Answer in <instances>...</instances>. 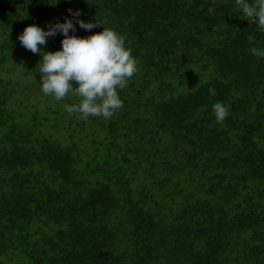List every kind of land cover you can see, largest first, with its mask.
<instances>
[{"label": "trees", "instance_id": "trees-1", "mask_svg": "<svg viewBox=\"0 0 264 264\" xmlns=\"http://www.w3.org/2000/svg\"><path fill=\"white\" fill-rule=\"evenodd\" d=\"M69 9L99 22L70 35L111 28L137 61L110 118L67 113L71 94L14 97L15 59L23 79L40 75L18 35ZM251 47L264 32L234 0H0V264H264V58Z\"/></svg>", "mask_w": 264, "mask_h": 264}, {"label": "clouds", "instance_id": "clouds-1", "mask_svg": "<svg viewBox=\"0 0 264 264\" xmlns=\"http://www.w3.org/2000/svg\"><path fill=\"white\" fill-rule=\"evenodd\" d=\"M241 18L254 23L258 30L264 32V0H234ZM72 18L65 17L63 22L57 20L46 28L35 24L28 25L17 39L21 45L39 53L40 91L54 100H62L71 94L78 98V103L65 104L64 110L77 113L80 118L101 116L110 118L122 106L118 89H124L130 79L138 72L136 59L125 47V37L111 28L103 27L98 33L86 37L70 35L75 33L73 21L84 30H91L97 23L79 19L80 10H68ZM57 33L63 36L61 48L56 51H44L41 47L47 38ZM248 40L253 37L248 36ZM253 56L264 58V47H251ZM73 82L76 86H73ZM215 95L213 88L208 89ZM215 120L222 122L229 114V108L217 101L211 105Z\"/></svg>", "mask_w": 264, "mask_h": 264}, {"label": "rangeland", "instance_id": "rangeland-1", "mask_svg": "<svg viewBox=\"0 0 264 264\" xmlns=\"http://www.w3.org/2000/svg\"><path fill=\"white\" fill-rule=\"evenodd\" d=\"M17 62L16 66V71L13 72V82H14V97L15 99L23 100L26 103L27 102H32V103H39L42 105H45V102L47 101L48 104H52V97L47 96L43 94L40 91V75L35 77H31L30 79H23L20 74V70H24V61L21 59H15ZM14 64L13 61L8 62V66ZM6 66V65H5ZM4 66V68H5ZM48 98V99H47ZM46 100V101H45Z\"/></svg>", "mask_w": 264, "mask_h": 264}]
</instances>
